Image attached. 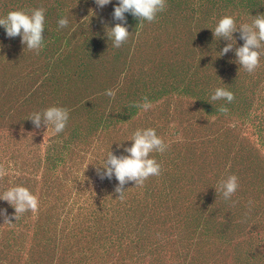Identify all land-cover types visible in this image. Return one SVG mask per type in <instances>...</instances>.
<instances>
[{
    "label": "rangeland",
    "instance_id": "rangeland-1",
    "mask_svg": "<svg viewBox=\"0 0 264 264\" xmlns=\"http://www.w3.org/2000/svg\"><path fill=\"white\" fill-rule=\"evenodd\" d=\"M118 2L0 0V18L45 9L38 52L0 25V195L25 186L39 200L16 219L0 199V264H264V47L250 74L235 62L239 29L223 56L229 41L213 33L225 14L251 24L264 0H166L153 22L125 13L117 48ZM217 87L235 99L211 101ZM50 106L69 110L59 134L28 119ZM149 127L169 145L150 154L161 174L126 183L121 199L97 167ZM231 174L225 200L215 186Z\"/></svg>",
    "mask_w": 264,
    "mask_h": 264
},
{
    "label": "clouds",
    "instance_id": "clouds-1",
    "mask_svg": "<svg viewBox=\"0 0 264 264\" xmlns=\"http://www.w3.org/2000/svg\"><path fill=\"white\" fill-rule=\"evenodd\" d=\"M96 4L103 8L111 3V0H95ZM167 7L166 0H119L114 8L113 18L123 23H116L114 27L107 29L109 40L113 41V46L119 48L129 37V31L126 26L125 13H131L140 23L143 21L153 22L157 14L164 11ZM68 18L62 17L58 20L60 28L67 27ZM0 25L4 26L8 37H16L22 35V44L27 46L29 50L37 52L42 48L44 42L45 29V9L36 8L29 11L12 10L9 11L4 18H0ZM213 29V28H212ZM239 29L241 38L245 41L243 46L235 48L236 63L243 67L248 73H253L260 65V57L262 55L261 48L264 47V14L254 16L251 24L241 23L237 25L232 15L225 14L216 23L213 29L214 37L229 41L222 49L221 55L227 54L233 49L236 40L233 33ZM105 95L114 98L115 92L111 89L106 90ZM225 99L231 103L234 99V93L223 87H217L211 96V101ZM144 110L152 107L146 101L142 105H138ZM220 111L227 113V107L221 106ZM28 119H31L36 128L47 125L54 128V133H61L68 122L69 110L59 106H50L42 112H34ZM134 143L130 147H126L124 151L128 155L117 156L110 151L102 165L97 167V172L101 178L111 179L113 175L118 180L115 192L119 193V198L123 199L125 184L133 181L135 185L142 186L144 182L151 176H159L161 174L162 165L151 157V153H163L169 147L164 140L157 135L154 128L137 129L130 139ZM230 167V166H229ZM4 173L0 171V175ZM217 192L222 193L225 200H230L239 187V180L235 174L226 176L220 180ZM0 199L7 201L15 209V217L25 212H36L39 206L38 197L33 194L29 188L25 186H13L6 189ZM252 201H249V205ZM5 221H9L7 210L0 211Z\"/></svg>",
    "mask_w": 264,
    "mask_h": 264
}]
</instances>
